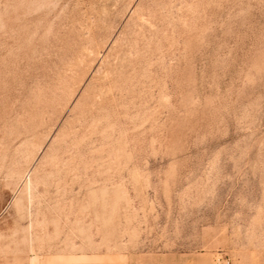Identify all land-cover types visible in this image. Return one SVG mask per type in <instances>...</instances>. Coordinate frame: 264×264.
Masks as SVG:
<instances>
[{
    "label": "rangeland",
    "instance_id": "obj_1",
    "mask_svg": "<svg viewBox=\"0 0 264 264\" xmlns=\"http://www.w3.org/2000/svg\"><path fill=\"white\" fill-rule=\"evenodd\" d=\"M0 264H264V0H0Z\"/></svg>",
    "mask_w": 264,
    "mask_h": 264
}]
</instances>
